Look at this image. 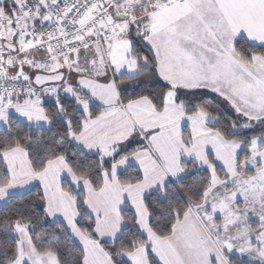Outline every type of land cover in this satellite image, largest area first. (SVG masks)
I'll return each instance as SVG.
<instances>
[{
	"label": "snow or ice",
	"instance_id": "obj_1",
	"mask_svg": "<svg viewBox=\"0 0 264 264\" xmlns=\"http://www.w3.org/2000/svg\"><path fill=\"white\" fill-rule=\"evenodd\" d=\"M0 264H264V0H0Z\"/></svg>",
	"mask_w": 264,
	"mask_h": 264
}]
</instances>
